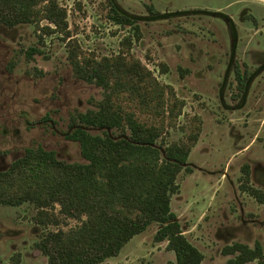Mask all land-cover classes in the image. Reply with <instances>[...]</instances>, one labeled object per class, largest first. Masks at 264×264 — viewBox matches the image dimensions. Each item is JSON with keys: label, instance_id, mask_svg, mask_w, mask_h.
<instances>
[{"label": "rangeland", "instance_id": "1", "mask_svg": "<svg viewBox=\"0 0 264 264\" xmlns=\"http://www.w3.org/2000/svg\"><path fill=\"white\" fill-rule=\"evenodd\" d=\"M56 1L66 10L70 37L43 34L39 28L45 20L0 25V171L27 147L53 150L65 162H84L79 144L65 133L71 115L97 108L103 89L73 75L68 51L77 45L85 57L133 56L151 74L146 95L141 99L122 92L114 99L139 121L159 127L158 142L192 150L191 172L178 173L179 189L171 195L170 207L183 234L203 254L202 264H229L236 253L224 255L221 248L232 242L249 247L256 239L262 242L264 205L249 188L264 196V177L253 174L256 162L264 159V0ZM109 3L133 16L138 31L107 19ZM149 3L162 12H186L152 19L145 6ZM34 46L42 53L25 57L27 47ZM234 62L247 70H241L249 85L245 97L239 94ZM154 84L163 91L158 104ZM242 136L239 142L248 149L239 156ZM244 163L249 165L248 183ZM241 221L248 226L227 240L222 228ZM77 223L57 209L40 214L28 203L0 205V264H44L45 256L35 247L42 233ZM157 228L149 225L117 256L99 264H174L165 242L153 240ZM262 248L264 255V244Z\"/></svg>", "mask_w": 264, "mask_h": 264}, {"label": "trees", "instance_id": "2", "mask_svg": "<svg viewBox=\"0 0 264 264\" xmlns=\"http://www.w3.org/2000/svg\"><path fill=\"white\" fill-rule=\"evenodd\" d=\"M108 7L107 19L138 31L135 18L114 4ZM41 20L46 21L39 28L43 34L70 37L66 10L56 0H0V25H38ZM70 48L67 59L73 75L103 89L97 108L71 115L65 133L79 144L84 162H65L53 150L41 147L25 148L22 156L0 171V205L28 203L40 214L57 209L61 216L78 221L66 230L42 233L35 247L45 256L44 264H99L117 256L129 240L153 223L158 225L153 240L165 242V249L174 254V264H202L203 254L182 233L170 207L189 147L158 142L159 127L139 121L114 99L122 92L144 99L149 70L133 56L98 59L80 56L77 45ZM24 53L31 58L42 51L34 46ZM151 90L158 104L163 91L156 84ZM243 171L247 183V165ZM249 193L264 203L259 190L249 188ZM36 221L43 223L42 218ZM225 251L238 252L229 264L252 260L264 264L259 243L254 248L235 243Z\"/></svg>", "mask_w": 264, "mask_h": 264}, {"label": "flooded vegetation", "instance_id": "3", "mask_svg": "<svg viewBox=\"0 0 264 264\" xmlns=\"http://www.w3.org/2000/svg\"><path fill=\"white\" fill-rule=\"evenodd\" d=\"M145 6H146V8H147V13L152 17V19H158V18H166V17H170V16H174V15H178V14H180V13H183V11H184V13L186 12L185 10H183L182 12H181V10H178V11H180V12H178L177 13V9H166V11H164V12H162V11H159V10H157V9H155L154 7H153V5L151 4V3H149V4H145ZM215 14H218V13H215ZM129 15V14H128ZM131 16V15H130ZM131 17H133V16H131ZM230 19V18H229ZM231 20V19H230ZM15 26V25H14ZM14 26H12V27H7V28H13ZM232 30H233V32H234V35H235V27L233 26V28H232ZM264 36V35H263ZM234 49H235V47H234ZM234 49H233V53H232V55L234 54L235 55V53H234ZM231 55V56H232ZM238 64L236 63V62H234V67H235V71H234V76H235V73L237 72V74L239 75H237V76H235V78H236V81H237V86H238V89H239V94L242 92H244V95L242 96V97H245L246 96V94H247V90H248V87H249V85H248V83H247V78L245 79V80H243L242 79V76H241V70L243 71L244 70V72L245 71H247L246 69H239V67L237 66ZM223 85V84H222ZM222 85H221V87H222ZM248 85V86H247ZM243 137L244 136H242V137H240L239 139H238V142L239 141H242V139H243ZM239 144H241V145H239ZM239 144H238V146H237V153H240L239 154V156H241L242 154H244L245 153V150H247L248 149V146H244V145H242L243 143L242 142H239ZM192 152V150H189V155H190V153ZM189 155H188V158H187V162L185 163V168H183V170H186V171H188V172H191V164H190V162H188V159H189ZM258 162V163H257ZM256 162V164H255V168H254V172H253V174L255 173V174H259V175H261V176H263L264 177V159H263V161L262 162H260V161H257ZM245 165H247V167H248V175H250V171H249V165L247 164V163H244L243 164V166H242V170H243V167L245 166ZM186 167L188 168V169H186ZM225 173L226 172H224L223 173V176H225ZM248 183V182H247ZM248 185V184H247ZM178 189H179V186H178ZM177 192H178V190H177ZM177 192H175V193H177ZM175 193H173V194H175ZM172 194V195H173ZM262 194V193H261ZM263 196V195H262ZM264 197V196H263ZM256 199V198H255ZM256 201H257V199H256ZM257 203H259L260 205H264V203H261V202H259V201H257ZM241 208V207H240ZM242 209V208H241ZM242 211V210H241ZM173 212V211H172ZM174 214H175V212H173ZM175 217H176V221L180 224V222H179V220H178V218H177V216H176V214H175ZM263 218H264V215H263ZM253 223V222H252ZM251 223V224H252ZM264 223H262L261 225H263ZM250 225V224H249ZM245 226H248L247 225V223H246V221H241L239 224H231L229 227H224V228H222V229H224V232H225V238L228 240L229 238H232L235 234L237 235V234H240V233H242V231H244V228H245ZM242 227V228H241ZM180 228H181V225H180ZM263 228H264V225H263ZM181 230H182V228H181ZM219 231V230H218ZM182 233H183V230H182ZM221 233V231H219V234ZM235 243H240V242H232V243H230V244H227V245H225V246H223L222 248H221V253H223L224 255H227V254H235V256L237 255V253L238 252H229V251H225V249H226V247H228V246H232L233 244H235ZM256 243H259L260 244V246H261V249H262V253H263V248H262V244H264V239H263V241L262 242H260L259 240H254V242H253V247H249L248 245H246V244H244V245H246L247 247H249V248H254L255 247V244ZM240 244H242V243H240ZM225 251V252H224ZM234 256V257H235ZM230 259H232V258H229V260ZM252 261H255V260H252ZM248 262H250V261H248ZM248 262H246V263H248Z\"/></svg>", "mask_w": 264, "mask_h": 264}]
</instances>
